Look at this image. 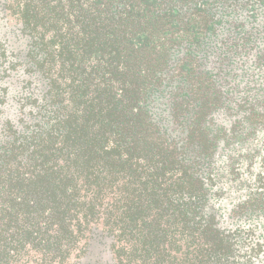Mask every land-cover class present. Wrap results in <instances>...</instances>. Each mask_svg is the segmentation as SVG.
I'll list each match as a JSON object with an SVG mask.
<instances>
[{
    "label": "trees",
    "instance_id": "16d2710c",
    "mask_svg": "<svg viewBox=\"0 0 264 264\" xmlns=\"http://www.w3.org/2000/svg\"><path fill=\"white\" fill-rule=\"evenodd\" d=\"M0 264H264V0H0Z\"/></svg>",
    "mask_w": 264,
    "mask_h": 264
}]
</instances>
